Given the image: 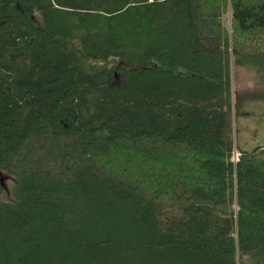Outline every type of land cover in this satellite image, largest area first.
<instances>
[{"label":"trees","instance_id":"obj_1","mask_svg":"<svg viewBox=\"0 0 264 264\" xmlns=\"http://www.w3.org/2000/svg\"><path fill=\"white\" fill-rule=\"evenodd\" d=\"M249 99L264 0H0V264H264Z\"/></svg>","mask_w":264,"mask_h":264},{"label":"rangeland","instance_id":"obj_2","mask_svg":"<svg viewBox=\"0 0 264 264\" xmlns=\"http://www.w3.org/2000/svg\"><path fill=\"white\" fill-rule=\"evenodd\" d=\"M233 134L237 146L246 151L264 145V100L243 103L242 113L233 119ZM234 150L238 153L237 147Z\"/></svg>","mask_w":264,"mask_h":264},{"label":"built area","instance_id":"obj_3","mask_svg":"<svg viewBox=\"0 0 264 264\" xmlns=\"http://www.w3.org/2000/svg\"><path fill=\"white\" fill-rule=\"evenodd\" d=\"M237 156H238V153L234 150V151H233V160H234V161L237 160Z\"/></svg>","mask_w":264,"mask_h":264}]
</instances>
